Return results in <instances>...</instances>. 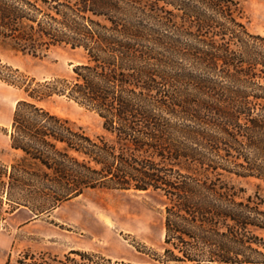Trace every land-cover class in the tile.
<instances>
[{
  "label": "trees",
  "instance_id": "1",
  "mask_svg": "<svg viewBox=\"0 0 264 264\" xmlns=\"http://www.w3.org/2000/svg\"><path fill=\"white\" fill-rule=\"evenodd\" d=\"M0 43L82 52L70 79L17 86L9 196L42 200V213L88 190L153 191L164 253L144 264H264V197L239 182L264 181V37L242 0H0ZM54 96L94 112L104 134L42 106ZM18 263L134 264L86 251Z\"/></svg>",
  "mask_w": 264,
  "mask_h": 264
},
{
  "label": "rangeland",
  "instance_id": "2",
  "mask_svg": "<svg viewBox=\"0 0 264 264\" xmlns=\"http://www.w3.org/2000/svg\"><path fill=\"white\" fill-rule=\"evenodd\" d=\"M248 31L264 37V0H242ZM82 52L54 47L40 57L14 51L0 43V174L20 157L11 148L12 120L20 86L70 79ZM8 83H7V82ZM14 84V85H12ZM53 114L82 128L90 137L104 134L102 120L66 97L42 104ZM7 177H0V264H19L26 252L64 255L71 251L98 253L114 262L144 264L164 253L165 200L159 193L88 190L55 209L39 213L42 200L15 189L6 193ZM247 195L264 197V181L241 179ZM17 203H26L27 207Z\"/></svg>",
  "mask_w": 264,
  "mask_h": 264
}]
</instances>
